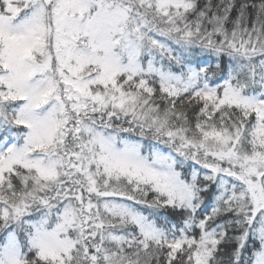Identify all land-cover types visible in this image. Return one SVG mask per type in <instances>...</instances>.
<instances>
[{
    "label": "snow or ice",
    "instance_id": "1",
    "mask_svg": "<svg viewBox=\"0 0 264 264\" xmlns=\"http://www.w3.org/2000/svg\"><path fill=\"white\" fill-rule=\"evenodd\" d=\"M0 264H264V0H0Z\"/></svg>",
    "mask_w": 264,
    "mask_h": 264
}]
</instances>
